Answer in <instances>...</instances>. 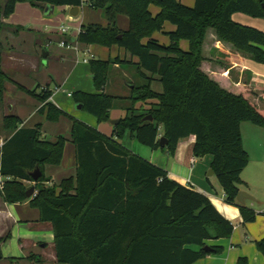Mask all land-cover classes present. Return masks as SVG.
Wrapping results in <instances>:
<instances>
[{
    "label": "trees",
    "instance_id": "trees-1",
    "mask_svg": "<svg viewBox=\"0 0 264 264\" xmlns=\"http://www.w3.org/2000/svg\"><path fill=\"white\" fill-rule=\"evenodd\" d=\"M0 19L15 12L19 1L45 9L54 6H81L85 0H5ZM90 7L102 9L109 26L83 25L77 40L86 44L111 47L117 44L129 52L143 85H134L127 101V113L115 124L113 134L106 135L84 121L71 118V136L76 152V176L47 186L45 165L62 163L67 137L56 140L43 137L42 124L22 125L14 114L4 117L8 135L0 146V196L9 203L30 201L40 211L41 221L55 232L57 261L64 264H199L222 246H209L207 240L228 238L235 226L217 210L210 198L193 186L169 176L163 167L128 149L119 139L126 132L143 145L174 154L180 140L195 136L194 155H213L212 167L227 200L241 210L243 222H253L258 213L237 197L241 174L249 164L243 145L241 123L250 121L264 127V109L249 99V86L226 88L205 68L209 61L203 46L208 29L220 40L231 43L264 64V31L237 22V12L264 19V0H195L194 6L180 0H88ZM153 6H159L155 15ZM119 14L129 17L130 27L122 31L116 21ZM169 43L154 38L165 30ZM2 22L0 20V29ZM189 42V49L181 41ZM117 59L91 60L97 93L75 91L76 104L100 122L110 121V112L123 97L104 91ZM158 79L163 91L156 92L151 83ZM10 77L2 69L0 53V101ZM21 88L42 104L39 111L47 121H59L68 115L53 102L47 86L33 90ZM159 101L150 108H137L139 101ZM151 115L154 120H146ZM163 126L162 133L160 127ZM166 143L161 146V139ZM39 167L42 175L35 182L32 172ZM37 192L27 196L30 188ZM32 187V186H31ZM192 245L200 248L195 250ZM264 256V236L256 242ZM208 247V248H207ZM31 259L42 261L40 256ZM4 254L0 245V260ZM236 264H249L240 257Z\"/></svg>",
    "mask_w": 264,
    "mask_h": 264
},
{
    "label": "crops",
    "instance_id": "crops-1",
    "mask_svg": "<svg viewBox=\"0 0 264 264\" xmlns=\"http://www.w3.org/2000/svg\"><path fill=\"white\" fill-rule=\"evenodd\" d=\"M180 1L188 6H194L195 3V0ZM3 2L5 0L1 1V5ZM71 7L54 6L53 12L46 15L45 9L40 6L19 1L13 14L0 19L2 69L10 77L7 83L12 90L13 114L22 119L25 127L41 123L43 137L50 141L56 140L59 135L67 137L62 163L45 165L46 176L50 178V181L45 182L47 186L76 176L71 118L84 121L111 136L115 125L110 121L125 117L126 107L129 105L127 99L132 94L134 85H143L145 82L136 68L138 59L133 58L123 47L117 44L111 47L98 43L86 44L77 40L83 25H110L104 11L90 7L88 0L80 6L77 16L71 15ZM152 11L157 15L160 7L153 6ZM233 19L264 31V19L241 12L234 14ZM116 23L122 31H127L130 27L127 15L119 14ZM63 27H68V31L64 32ZM174 29L175 25L167 23L165 30L155 33L154 38L168 44L170 39L166 32ZM206 36L203 46L204 56L209 59L205 63L206 71L223 87L232 89L249 86L253 90L249 99L255 106L264 109V64L254 61L249 54L237 50L231 43L220 40L211 28ZM63 39L71 45L52 48L53 41L61 44ZM44 47L48 49L47 57L42 56ZM181 47L188 50L189 42L182 40ZM94 59H117L116 63H112L104 91L112 96L123 97L124 100L117 101L116 107L110 112V121L100 122L83 108L79 109V104L70 95L81 90L89 93L100 91L95 88L91 69V60ZM18 84L30 90L38 84L47 86L52 91L49 101L68 115L60 117L59 121H47L45 114L39 111L43 103L18 88ZM151 86L158 93L163 91V85L157 78ZM158 102L147 99L145 102L139 101L136 106L150 108ZM162 130L163 126L160 127V133ZM241 131L243 145L249 154V164L242 171L239 189L246 190L255 197V200L247 199L245 203L258 213L253 222H243L239 207L227 200L219 179L215 172H211L213 155H194L195 136L180 140L174 154L158 148L153 149L146 158L164 167L172 179L193 186L207 195L217 210L235 226L233 234L228 238L206 241L209 246H222L223 251L202 258L199 264H236L240 257L248 258L249 264H264V256L256 245L264 236V127L243 121ZM119 140L122 142V139ZM3 142L4 139H0V146ZM127 148L136 151L134 148ZM27 183L33 186V183ZM54 239L52 225L41 221L39 209L32 207L30 201L9 203L0 196V245L5 257L0 260V264H64L57 261ZM191 248L197 250L200 247L192 245ZM30 256H40L42 261L37 262Z\"/></svg>",
    "mask_w": 264,
    "mask_h": 264
},
{
    "label": "rangeland",
    "instance_id": "rangeland-1",
    "mask_svg": "<svg viewBox=\"0 0 264 264\" xmlns=\"http://www.w3.org/2000/svg\"><path fill=\"white\" fill-rule=\"evenodd\" d=\"M58 45L61 46L60 43L53 41L52 48H54L55 46H58ZM7 82L5 83V90H6L5 96L2 99V101H0V139H4V137L7 136L9 133L8 131H6L4 129V122H3L4 117L9 115V114H13L12 90H11V86ZM85 112H87V111H85ZM122 142L127 147L134 148V150H136L135 152L138 153L139 155H141L143 158L149 157L148 156L149 153L153 150L149 146H147V145L145 146L142 143H140L137 139H133L131 134H129V132H126V135L122 138ZM26 185H28L29 187L32 186L29 183H26Z\"/></svg>",
    "mask_w": 264,
    "mask_h": 264
},
{
    "label": "water",
    "instance_id": "water-1",
    "mask_svg": "<svg viewBox=\"0 0 264 264\" xmlns=\"http://www.w3.org/2000/svg\"><path fill=\"white\" fill-rule=\"evenodd\" d=\"M70 9H71L70 10L71 15L77 16L79 14L81 8H80V6H72ZM53 10H54V5L47 4V6L45 7L46 15L53 12ZM47 55H48V49H47V47H44L42 56L47 57ZM78 108L79 109L83 108V104H79ZM145 119L151 120V121L154 120V118L151 115L145 116ZM110 122L112 125H115L119 122V119H114V120H111ZM165 143H166V139H165V137H162L161 146L165 145ZM211 172L212 173L215 172L213 168L211 169ZM42 173H43L42 170L39 167H36V170L34 172H32V174H31L33 180L36 182L40 178ZM35 192H36V186L34 185L27 190V196L31 197L35 194ZM238 194L239 195L237 197V200H238L239 204H242V205L245 204L247 199L255 200V197L252 194H250L249 192H247L246 190H243V191L240 190Z\"/></svg>",
    "mask_w": 264,
    "mask_h": 264
},
{
    "label": "built area",
    "instance_id": "built-area-1",
    "mask_svg": "<svg viewBox=\"0 0 264 264\" xmlns=\"http://www.w3.org/2000/svg\"><path fill=\"white\" fill-rule=\"evenodd\" d=\"M68 29H69L68 27H63V31H64V32H67ZM70 45H71V43H69V41H67V40H65V39H63L62 42H61V46H63V47H64V46H68V47H69ZM56 89H58V88H56ZM71 94H72V93H70V95H71ZM192 161H194V160H192ZM0 186H1V188L3 187L1 182H0Z\"/></svg>",
    "mask_w": 264,
    "mask_h": 264
}]
</instances>
